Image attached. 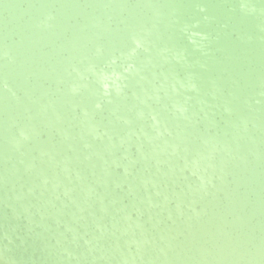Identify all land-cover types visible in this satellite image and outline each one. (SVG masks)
Returning a JSON list of instances; mask_svg holds the SVG:
<instances>
[{"label": "water", "instance_id": "1", "mask_svg": "<svg viewBox=\"0 0 264 264\" xmlns=\"http://www.w3.org/2000/svg\"><path fill=\"white\" fill-rule=\"evenodd\" d=\"M0 264H264V0H0Z\"/></svg>", "mask_w": 264, "mask_h": 264}]
</instances>
